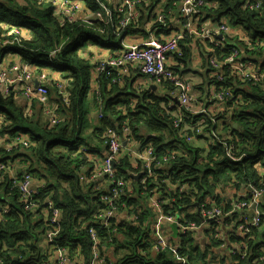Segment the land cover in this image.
I'll return each instance as SVG.
<instances>
[{
  "label": "trees",
  "instance_id": "obj_1",
  "mask_svg": "<svg viewBox=\"0 0 264 264\" xmlns=\"http://www.w3.org/2000/svg\"><path fill=\"white\" fill-rule=\"evenodd\" d=\"M78 1L90 12L99 9L101 2L104 3L112 10L114 21H109L107 25L101 22H92L89 26L81 22L61 25L52 3L0 0V35L4 33V27L12 26L23 27L30 34V37L21 39L20 44L10 42L12 35H9L6 44L0 43V63L8 54H12L28 64L41 68L49 66L51 70L58 71L68 93L66 100L61 101L62 95L53 87H48L47 97L56 107L50 104V100L40 101L36 97L31 102L32 110L25 113L22 106L17 104L13 92L4 97L0 91V135L13 137L22 133L28 134L30 138L28 146H21L23 152L19 154L17 150L8 152L0 148V163L19 155L18 157L21 156L28 162L26 171L42 181L38 185V194L34 197L36 207L26 210L25 200L17 189H10V177L3 174L4 170H0L1 264H50L52 251L46 241V233L54 226L50 224L51 208L47 206V201L52 203L60 215L59 232L55 236L56 245L65 249L70 257L78 258L75 260L77 264H91L92 242L87 229L99 222L98 214L104 204L99 199L102 191L92 189L88 181L90 176L100 177L98 170L102 164L99 163L101 147L105 148L104 133L107 129L130 139L138 150L150 145L155 161L163 155L174 157L158 166L154 164L152 171L156 172V176L148 178L146 182L148 172L139 170L140 168L133 169L135 158L126 148L122 150L115 170L125 176L127 191L120 198L124 206L119 205L116 218L109 220L103 229L96 227L102 246L100 251L107 260L104 264H178L176 256L170 251L151 250V240L155 241L157 237L150 230V225L156 222L154 213L146 206L151 191H154L152 195L162 200L163 211L178 214L182 222L201 224V211L207 207L222 211L221 216L210 219L206 228L198 230L206 237L205 249L195 243L196 231L179 232L176 237L170 232L172 238L166 241L168 246L177 248L179 255L186 258L187 264H209L212 248L222 247L223 244L229 252L234 250V254L229 253L231 264H245L246 261L249 264H263L259 260L264 253L262 223L259 228H253L249 234L239 238L218 239L217 234L229 231L225 225L239 231L241 222L234 218L244 211H232L231 203L222 204L215 197V193L229 184L237 186L242 182H255L252 186L262 190V200L264 199V175L257 173L264 166V83H242L236 78L228 79L229 75L221 71L224 82L218 84L215 83L217 79L212 76L214 69L206 68V92L215 84L217 89L221 86L219 90H228L233 99L221 106L216 100H212V91L208 92L209 103L221 106V110L213 117L214 122L211 120L212 107L209 110L203 109V112L196 115L184 112L185 123L194 124L202 119L206 126L210 145L204 155L203 148L178 138L172 113L166 106L176 104L172 96L157 97L146 92L134 93L130 88L132 81L125 88L117 85L121 83L124 75L116 83L111 81L112 75L107 76L102 72L95 79L97 93L90 101L93 108L100 112V120L97 125H92L93 131L88 135L85 131L91 125L86 121L85 113L90 108L87 96L93 64L82 56L81 51L91 44L112 46L116 49L124 47L122 41L127 33L137 30L140 15L136 23H131L126 28V33L117 34L113 26L117 20L113 3L109 0ZM205 1L210 4L207 9L202 7L207 19L217 22L226 19L232 30L239 28L245 37L251 39V50L240 45L256 60L258 68L264 71V0L262 7L257 10L244 9V0ZM172 2L173 0H168V5ZM141 6L145 8L144 5ZM166 13L170 14L173 29L176 25L173 24L176 13L165 11ZM150 16L151 26L158 33L167 35V18L159 21L153 11ZM103 27L105 30L100 32ZM228 37L231 41L240 40L246 43L239 37ZM190 40L184 37L182 42L192 45ZM180 43L175 53L181 51ZM194 44L202 54L207 53L205 62L214 54L207 52L204 44L198 40ZM52 51L55 54L50 56ZM182 53L183 57L189 54L185 49ZM50 60L52 64H49ZM171 68L177 77L182 78L176 68ZM160 85L170 90L173 86L168 81L161 82ZM129 89L131 93L128 92ZM132 98L137 100L133 107L130 105ZM191 102L190 99V104ZM46 108L58 113L62 122L49 128L48 118L44 114ZM227 114L229 118L225 119ZM123 126L128 127V136L122 133ZM128 171L143 172L135 182L134 191L137 195L132 197ZM103 180L106 183V178ZM180 186H185L184 191H180ZM143 187L146 189L143 190ZM145 195L147 196L144 197ZM205 197L208 201H205ZM7 203L11 204L8 210L5 207ZM190 208H196V211L190 212ZM123 214L133 215L134 220L126 221ZM230 219L233 220L227 224ZM163 227L165 233L168 232L167 228L170 231L166 225ZM242 253L245 254L244 259H240ZM81 259L82 262L78 263Z\"/></svg>",
  "mask_w": 264,
  "mask_h": 264
},
{
  "label": "built area",
  "instance_id": "obj_2",
  "mask_svg": "<svg viewBox=\"0 0 264 264\" xmlns=\"http://www.w3.org/2000/svg\"><path fill=\"white\" fill-rule=\"evenodd\" d=\"M46 1L52 4L55 3V0ZM260 2L261 0H244L243 7L247 9L257 10L260 9ZM141 4H148V7L150 9H153L152 11L157 16L159 21H162L165 17H167V13L165 14L164 8H156L159 5V1L157 2V4H155V2H152V0H122L121 5L117 8V12L123 13L125 16L120 18L119 15L116 13V25L113 24V26H115L116 28L115 32L117 34L122 32L126 33L125 31L128 27V24L131 21H135L137 19L138 13L136 11V8ZM202 7H205L207 9L210 7V4L207 3L205 0H173V2L171 3V9L179 13L183 19V21H181L182 27L180 29H172V21L170 19L166 25V27L170 25L171 29V33L168 39L161 40L150 36L135 44L127 45L119 54L110 56L105 61L99 62L96 70L98 71V73L106 72L107 74H110V72L108 71L109 68L120 67L115 76H112L111 78L112 82L117 83L120 80V77L124 73L128 72L127 66L131 65L135 67L140 73L154 78L155 82L157 83L168 81L173 85L171 87V90L169 91L171 95H169L173 96V94L177 92V99H179L180 101L181 108H185L190 113L196 115L197 113H199V110H190L188 108L190 102V96L188 94L189 84L186 83L185 80H183L182 78H178L175 76V73L168 61L169 56L178 49L179 43L182 42L183 35H186L191 39L190 41L192 43L196 42L197 40L201 44H208L209 41L211 42V44L207 47V52H214L215 54L211 56L208 61H206V64L207 68L209 67L214 69V73L212 74V76H217V71L221 70L225 73V75H229L228 79L236 78L242 83H264V71H261L258 68V63L256 62V60H254L251 55L246 53L244 48L241 47L240 44L245 46L248 50H251L253 48L252 45L248 42L242 43L240 40L231 41L229 37H224L222 40H218L216 38L218 37V35H226L228 33H231V27L227 23L226 19H223L221 21H218V25L216 28L207 29L205 25L206 20H204L203 18L204 14L201 9ZM66 12H62L60 15L58 14V12H55L56 16L58 17V20L62 23L73 20V17L68 12ZM91 13H93V16H95V18L99 20H104L105 14H107L110 16L109 21H114L113 13H111L108 10V7L102 2L101 7ZM86 21H88V19H82L83 23ZM93 21H95V19ZM107 22L108 20H106L105 23ZM104 30L105 28L103 27L100 32H103ZM12 32L20 34L19 27L12 26ZM239 32L240 34L244 33L241 29L236 28L234 34H238ZM243 53H246V55L242 56ZM206 55L207 53H205V56ZM93 70L94 69H91V74ZM217 78L218 80H215V83L221 84L224 82L219 81L221 80V77ZM36 82L40 83L39 81ZM38 83L37 85H35L34 73L27 64L15 63L11 68H0V91L4 97H8L11 92H13L14 96H16V93L18 92L28 99L38 97L40 101H47V90L43 85H40ZM54 84L58 88L59 93L62 94V97L60 98L61 101L64 100L68 96V93L64 87L62 80H56L54 81ZM213 85L214 92L221 88V86H219V89H217V87H215V84ZM218 97H220V95ZM175 111L179 112L178 109H176ZM24 112L27 113V110H24ZM44 114L48 118L47 122L49 123V128L54 127L55 125H58L61 122L58 113L55 114L50 112V110L45 109ZM213 115L214 114H212L211 120L214 122ZM173 118V124L176 128L178 138L182 139L184 142L187 143H192L196 140V138L200 135L201 126L206 127L202 120L199 124L194 125L193 127H181L180 124L184 118L181 112L177 113ZM187 130L190 131L189 134L186 132ZM123 131L125 135L127 132H130L127 126H123ZM27 137L29 138L28 134ZM104 138L106 139L104 156L99 162L102 164H100V170H98V172L106 176L107 189L106 191H102L101 193L103 195L101 196V198L99 197L102 204H104L103 209L98 214L99 222L96 224V226H91L87 229L89 238L92 242L91 264H104L107 262V260H105L106 257L102 256L100 251L102 246L96 227L103 229L109 220L116 218L119 209L113 199L120 200L121 196L126 194L127 191L126 180L124 178L125 176L119 174L115 170L116 165L119 163L122 154L120 153V149L125 150V147L121 145L118 135L112 130L106 131L104 133ZM123 140L125 141V137ZM27 145L28 142L26 140V137L24 136H20L18 134L14 135L13 137L8 136L6 134L0 135V148H7L8 150L2 148L5 151H18L21 149V146ZM154 156L155 155L153 154V148L150 145L144 147L142 150L137 149L135 151V161L132 165V168H140L139 170L143 171L147 169L148 174L145 178L146 182L148 178L156 176V172H153L150 169V167H152L154 163L163 164L173 159L174 157H168L166 155H163L155 161ZM230 156L232 157L233 155L230 154ZM5 168L6 164L4 162H1L0 170H4ZM263 173L264 172L262 170L261 172H258L259 175ZM33 180L34 177L32 176V174L27 173L26 171L24 172L21 178L18 179L13 176L10 179V189H17V192L19 193V195H21V198L24 199L26 202V210L36 207L37 205L34 197H36V195L38 194L39 187L38 185H33ZM254 184L256 183L251 182L249 184H246V186L250 188ZM184 187L185 186H180L179 188L180 190H184ZM145 189L146 187H143V190ZM153 192L154 191H151L148 194L147 206L160 213V216L158 217L159 221L157 223L150 225V230H152L153 234L158 236L159 238V241L151 240V250H153L154 252L170 251L172 255L176 256L178 264H187L186 258L181 257L179 255L177 248L172 245H166V241L171 240L172 238L170 232H173L170 229L169 232L165 233L163 225L160 224L161 220H165L167 223L176 221L178 219V214L175 213L169 216H162V202L160 199L152 195ZM205 201H208V198H205ZM46 203L47 206L51 208L49 219L50 224L54 226L53 228H49L48 232L46 233V241L48 242L50 250L52 251V256H50L49 259L50 264H77L75 260L78 258L70 257L66 253L65 249L60 248L56 245L55 236L59 232L58 224L60 222V215L59 211L55 207H53L49 201H47ZM231 205L240 208L242 206H246L247 204H235L233 202L231 203ZM4 212L6 211L4 210ZM201 212L207 218V225L210 224V219L212 220V218H216L220 215V211L215 209L211 210L208 207L202 209ZM258 220L259 217L258 215H256L252 220L247 222V226L243 227L240 233L242 235H245V233L249 231V228L251 226L257 225ZM121 223L126 224V222ZM201 227V225H195L193 224V222L187 223L185 225L180 223L177 224L178 230L196 231ZM112 230L115 231V228H113ZM217 236L218 239L222 238V233L220 232L219 234H217ZM70 258L72 259V261ZM81 262L82 259L78 261V263ZM1 263L2 260L0 259V264Z\"/></svg>",
  "mask_w": 264,
  "mask_h": 264
},
{
  "label": "crops",
  "instance_id": "obj_3",
  "mask_svg": "<svg viewBox=\"0 0 264 264\" xmlns=\"http://www.w3.org/2000/svg\"><path fill=\"white\" fill-rule=\"evenodd\" d=\"M112 3L114 5L119 4L120 0H111ZM159 1V5L158 7L160 8H164L166 12H169V10L171 9V5H168V0H152V2H155V4H157V2ZM145 8H143L142 6H139V13H140V22L139 25L136 27V31L133 33H127L128 35L123 39V45L124 47L135 43V42H139L143 39H146L150 36H153L155 38L161 39L163 40L165 38V36L162 33H158L156 31L155 28H153L151 26V12L153 9H150L148 7V4L144 5ZM156 7V8H158ZM91 17H93V13L89 12V14H85V15H81L80 18L81 19H90ZM167 22H169V20L171 19L170 15L167 14ZM215 23H217V21L214 20H208L205 22V25L207 27H215ZM166 28V34L170 35L171 33V29H170V25L165 27ZM163 32H165L163 30ZM181 46V51L178 53L173 54L172 56L169 57L168 61L170 66H173L174 68L177 69L176 72H178L180 74V76L183 79H186L188 81L189 84V89H188V94L190 96V99L192 100L191 102V108L192 110H202V109H206L209 110V108L212 107V114L215 112V110H221V106L220 107H215L214 103L212 102V105L209 103V101L207 100V96H208V92L212 91L214 92V85H212V87H207L208 88V92H206V86H207V81L205 80L206 78V73H207V64L205 62V54H202L200 52L199 49H197V47H195V44L192 43V45L190 44H184L183 42L180 43ZM191 46V47H190ZM111 47V48H110ZM121 46V48H114L112 46H99L97 44H91L87 47L86 50L81 51L82 56L86 57V59L88 61L91 62V64H93V72L91 74L92 76V80L90 82V86H89V92H88V96H87V103L89 104L90 108L86 111L85 113V119L88 123H90V127H88L86 129V134L91 135L93 129H92V125H97L99 123L100 117H98V114L100 113L96 108H93V104L90 102L92 101V97L94 94L97 93V88L98 85L96 83V78L98 76V71L96 70V63L104 58H109L110 56H114L119 54L123 48ZM190 47V48H189ZM82 48V47H81ZM86 48V47H85ZM189 48V50H188ZM187 50L189 52L187 57H183V50ZM246 53H243L242 56H245ZM4 60L6 61H13V60H18V56L16 55H10L8 54ZM128 72L126 74H124V76L122 77V81L120 84H117L119 87L125 88L126 84L130 81L131 82V90L134 93H150V94H154L157 97H162L163 95H167L170 96L171 93H169L170 89H166V87H164L163 85H160L156 82H154L149 76H146L142 73H140L135 67L128 65ZM53 70L51 69H47L43 74L46 77V74H49L52 76L51 81L48 82L47 78H45L43 76V78L41 79H36V77L34 78V82L39 81L40 83L42 82H46L48 85L54 84V81L56 80H61L58 71L56 72H51ZM35 75L37 76V74L35 73ZM136 80V81H134ZM155 91H154V90ZM153 91L155 93H153ZM130 92V89L129 91ZM131 93V92H130ZM170 94V95H169ZM198 97H201L200 99H198ZM17 104L21 105L22 108L24 110H27V112L31 111L32 107H31V102L27 99H25L22 96H15L14 97ZM50 98L47 97V101H49ZM137 100L135 98H132V101L130 103V105L133 107L135 102ZM175 101V100H174ZM50 104L54 107L55 104L52 100H50ZM167 104V102L165 103V105ZM177 104V102H176ZM176 104L172 105L174 107V110L178 109ZM163 105V104H161ZM164 105V106H165ZM168 107V105H166ZM201 108V109H200ZM102 114V113H101ZM221 122H223V120H220ZM5 138V137H2ZM199 138V137H197ZM196 138V139H197ZM205 139V138H204ZM203 138H201L200 140V148H203L202 153L204 155H206L207 151H208V147L210 144L206 143L203 144L202 142L204 141ZM196 141V140H195ZM210 142V141H209ZM196 144V143H195ZM3 145V144H2ZM127 149H131L133 154H135V151L138 149V147H136V145L132 142L128 143ZM124 147V146H123ZM4 148V147H2ZM126 148V147H125ZM124 148V149H125ZM6 150H8L7 148H4ZM18 154L20 152H23L22 149L17 151ZM19 156V155H18ZM14 156L13 159H9L4 161V163L6 164V168L4 169V175H8L11 179V177L13 176H17L19 174H21L22 172L26 171V167L28 166V162L26 160H24L21 156ZM101 158L104 156V147H101V154H100ZM12 157V156H10ZM135 158V157H134ZM261 170L264 172V166L263 168H261ZM261 170L257 171L261 172ZM82 174H85V171H82ZM264 175L260 174V176ZM89 181L88 183L91 185L90 187H92V189L97 190V191H106L107 189V183H105V181L103 180L102 177H98V176H90L89 177ZM135 182L136 180L131 178V183H130V195L132 196H136L137 193L134 191V187H135ZM42 184L41 180H37L36 177H34L33 180V185H40ZM235 187V188H234ZM247 189L248 187L246 186L245 183H240L237 186H234L232 184H229V186H225L222 187L221 189H218L215 193V197L219 198L222 202V204H227V203H233L235 199H237L240 196H244L245 194H247ZM146 197V195L144 196ZM206 198V197H205ZM18 199L20 200V197H18ZM9 202V201H8ZM11 205V204H10ZM9 203H7V205H5V207L8 210V207H10ZM147 206V205H146ZM261 211L264 213V199L261 201V206H260ZM194 209H190L189 211L191 212ZM196 211V208L195 210ZM251 214V210H246L244 212H239L237 214V217L234 218L235 220H240V219H244L247 216H249ZM34 216H36V214H34ZM0 220H1V215H0ZM233 219H230L229 222L227 224H229ZM227 230H229L228 232H222V237L224 239L227 238H239L242 236V234L240 233V231L234 230L231 227H228V225L224 226ZM264 227V225H263ZM167 231L169 232L168 228ZM201 231H196L194 238H195V243L201 248V249H205V245H206V237L201 235L200 233ZM232 246V245H230ZM210 264H231V260L229 257V249H227V247L222 246V247H213L211 250V257H210Z\"/></svg>",
  "mask_w": 264,
  "mask_h": 264
},
{
  "label": "bare ground",
  "instance_id": "obj_4",
  "mask_svg": "<svg viewBox=\"0 0 264 264\" xmlns=\"http://www.w3.org/2000/svg\"><path fill=\"white\" fill-rule=\"evenodd\" d=\"M37 1V3H39V4H44V3H50V2H48V1H46V0H44V1H41V0H36ZM110 3H112V1L110 2ZM121 3H122V0H120V2H119V4H116V5H114L113 4V6H114V13L116 14H118L119 15V17L121 18V17H123V16H125L123 13H118L117 12V8L121 5ZM53 5V8H54V12H58V14L60 15L62 12H68L72 17H73V20H71V21H67V22H65V23H62L61 21H59V23L61 24V25H64V24H66V23H69V24H71V23H73V24H75V23H83L82 22V19L80 18V16L81 15H85V14H89V12L90 11H86V9L84 8V5L80 2V1H78V0H63V1H61V0H55V3L54 4H52ZM141 5H144V4H141ZM141 5H139V6H141ZM107 6V5H106ZM139 6L136 8V11H137V13H138V17H139V15H140V13H139ZM108 7V6H107ZM158 7V6H157ZM262 7V0H261V2H260V8ZM159 8V7H158ZM161 8V7H160ZM244 8V7H243ZM202 9V8H201ZM244 9H247V8H244ZM108 10L111 12V13H113L112 12V10L108 7ZM97 11H99V10H97ZM175 11V10H174ZM173 10L171 11V10H169V12L170 13H172V12H174ZM66 12V13H67ZM202 12H203V14H204V16H203V18H204V20H206V21H208V20H210V19H207L206 18V15H205V13H204V11H203V9H202ZM175 13H176V17H174V22L173 23H175L176 25L174 26V29L175 28H178V29H180L181 27H182V22L181 21H183V19H182V16H180V14L179 13H177L176 11H175ZM109 15H107V14H105V19L104 20H99V19H96L95 18V16H93V17H91L90 19H88V21H86V22H84L86 25H90V24H92V22H101V23H103L104 25H107L108 23H109ZM138 17H137V19H138ZM95 19V21H93ZM137 19L135 20V21H131L129 24H128V26L131 24V23H136L137 22ZM106 20H108V22L107 23H105L106 22ZM217 25H218V22L217 23H215V27H207L206 26V28L207 29H214V28H216L217 27ZM197 30H198V28H197ZM19 31H20V34H16V33H14V32H12V27H8V28H6V27H4V33L2 34V35H0V43H2V44H6L7 43V39H8V37H9V35H12L13 37H12V39L10 40V42H16L17 44H20V41H21V39H23V38H25V37H27V36H29L30 37V34H29V31L27 30V29H25V28H23V27H19ZM234 31L235 30H232L231 29V33H228V34H226L227 35V37L228 36H230L231 38H233V37H239L242 41H245V42H248V43H250L251 45L253 44L252 43V41H251V39L250 38H248L247 36L245 37L243 34H240V32L238 33V34H234ZM226 35H221V38H218V37H216L218 40H222L224 37H226ZM242 35H243V37H242ZM5 37V39H3V37ZM165 36V38L163 39V40H166V39H168L169 38V35H164ZM184 37H188V36H186V35H183V38ZM182 38V39H183ZM189 38V37H188ZM135 43H137V42H135ZM135 43H132V44H135ZM211 44V42L209 41L208 42V44H204V46L206 47V49H207V47H208V45H210ZM130 45V44H129ZM178 51V49L176 50V51H174L170 56H172L175 52H177ZM218 51V50H217ZM55 54V51H52L51 52V54H50V56H52V55H54ZM215 54V53H214ZM213 54V55H214ZM10 55H12V54H10ZM213 55H211V56H213ZM169 56V57H170ZM210 56V57H211ZM106 59H108V58H104V59H101V60H99L97 63H96V67L95 68H97L98 67V64H99V62H101V61H105ZM15 63H20V64H27L29 67H30V69L32 70V72L34 73V78L36 77V79H40V78H42L43 77V73L47 70V69H51L49 66H45V67H43V68H41V67H39L38 65H34V64H28L27 62H23V61H21L20 59H19V57H18V60H13V61H6V60H4L3 62H1L0 63V68L1 67H6V68H11ZM49 64H52V60H50V63ZM120 69V67H115V68H109L108 69V71L110 72V74H107L106 72H105V74L108 76H115V74L118 72V70ZM51 72H55V71H51ZM35 73L37 74V76L35 75ZM100 73H102V72H99L98 73V75L100 74ZM127 73V72H126ZM126 73H124V74H126ZM123 74V75H124ZM122 75V76H123ZM219 75V76H218ZM176 76V75H175ZM177 77V76H176ZM217 77H221V80H219V81H222L223 80V76H222V72H221V70H218L217 71V76H215V78L218 80V78ZM154 82H155V79L154 78H152V77H150ZM179 78V77H178ZM183 80H185V82L186 83H188V81L186 80V79H183ZM157 83V82H156ZM38 84H40V85H43L45 88H46V90H47V93H48V87H53L54 89H56L57 90V92H58V94L59 95H62V94H60L59 93V90H58V88L56 87V85L55 84H51V85H48L46 82H42V83H38ZM64 84V83H63ZM158 84H161V82L160 83H158ZM64 87H65V85H64ZM22 96L20 93H16V96ZM220 95V97H218ZM22 97H24V96H22ZM178 97V93L177 92H175L174 94H173V96H172V98L175 100V98H177ZM212 100H216V102L218 103V104H224V103H226V102H229L230 100H232L233 99V97H232V94L228 91V90H226V89H221V90H219V91H216V92H212ZM25 98V97H24ZM34 98H36V97H33V98H25V99H27V100H29L30 102H32L33 101V99ZM64 100H66V99H64ZM176 102V101H175ZM31 104V103H30ZM177 108H178V110H179V112H181L182 113V116H184V112H189L187 109H185V108H181V106H180V101H179V99H178V103H177ZM190 110H192V108H191V104H190V102H189V107H188ZM47 110H50V112H52L51 111V109L50 108H46ZM167 109H169L170 111H171V113H172V117H174L177 113H179V112H176L175 110H174V107L172 106V104H168V107H167ZM204 110L202 109V110H199V112H203ZM30 112V111H29ZM52 113H55V112H52ZM190 113V112H189ZM56 114V113H55ZM60 117V116H59ZM59 119H61V118H59ZM173 120H174V118H173ZM197 124H199V122H196V123H194V124H188V123H185L184 122V118H183V120H182V122H181V124H180V126L181 127H193L194 125H197ZM174 125V124H173ZM236 125V124H235ZM201 126V125H200ZM175 127V126H174ZM108 130H112V129H107L106 131H108ZM201 130H202V127H200V135L198 136V137H200L201 136V134H202V132H201ZM105 131V132H106ZM114 133H116L114 130H112ZM188 134H189V132L190 131H186ZM122 133H124V131L122 130ZM117 134V133H116ZM125 134V133H124ZM18 135H20V136H24V137H26V140H27V142L29 143V141H28V137H27V135L26 134H22V133H18ZM118 135V134H117ZM126 136H128V132L126 133ZM118 137H119V139H120V142H121V145L122 146H124V147H126V150H127V152L134 158L135 157V154H133V152H132V150L131 149H127V147H129L128 146V143L129 142H132L130 139H127L126 137H125V141L123 140L124 139V136H120V135H118ZM129 138V137H128ZM104 141H106V139L104 138ZM193 143H194V141H193ZM28 146V145H27ZM122 150L123 149H120V153L122 152ZM167 156V155H166ZM156 166H158V165H160V164H156V163H154ZM257 168H259V166H257ZM150 169L152 170V167H150ZM143 171V170H142ZM145 171V170H144ZM146 171H147V169H146ZM27 173H29L28 171H26ZM148 172V171H147ZM140 173V172H139ZM138 173V174H139ZM24 174V172H22L21 174H20V176H15L16 178H21L22 177V175ZM137 174V173H136ZM142 174H143V172H142ZM98 175L100 176V177H102V178H106V176L104 175V174H100L99 172H98ZM34 187V186H33ZM126 187H127V185H126ZM181 192L182 191H184V190H180ZM103 195V194H102ZM155 196V195H154ZM156 198H158V199H160L159 197H157V196H155ZM254 199V200H253ZM113 201L116 203V205L118 206V208H120V207H122V206H124V204L122 203V201L121 200H119V199H113ZM261 201H262V190H260V189H258V188H255V187H253V186H251L250 188H248V191H247V194H245L244 196H242V197H240V198H237V199H235L234 200V203L235 204H240V203H246L247 205L246 206H242V207H240V208H237V207H235V206H232L231 205V210L232 211H246V210H251V214H250V216L248 217H246V218H244V219H240L238 222H241V224L238 226V230L239 231H242V229H243V227H245V226H247V222L248 221H250V220H252L256 215H258V217H259V220H258V223H257V225H254V226H251L250 228H249V231L248 232H246L245 233V235L246 234H249L250 232H251V230L253 229V228H259L260 226H261V223H262V227H263V224H264V220L262 221V218L264 217V214L260 211V203H261ZM161 202H162V200H161ZM52 204V203H51ZM119 205H120V207H119ZM195 206H197V204H194ZM151 208V207H150ZM152 209V208H151ZM218 210V211H220V215L219 216H221V214H222V211L219 209V208H213V210ZM212 210V209H211ZM152 211H153V213H154V217H155V219H156V222L155 223H157L158 221H159V219H158V217L160 216V213H158L156 210H154V209H152ZM161 215L162 216H169V215H173V214H171V213H165L163 210L161 211ZM123 216H124V218L126 219V221H132V220H134V219H132V217H133V215H126V214H123ZM218 217V216H217ZM212 219H214V218H212ZM178 223H180V224H183V225H185V224H187L188 222H182L181 221V218L178 216V219L176 220V221H173V222H170V223H167L165 220H161L160 221V224H162V225H166L167 227H169L170 228V225L171 224H176V226H177V224ZM194 224V223H193ZM196 225V224H195ZM199 225H201L202 227L201 228H206V226H207V218L202 214V223L201 224H199ZM201 228H199V229H197L196 231H198V230H201ZM171 229V228H170ZM177 230H178V228H177ZM186 231H189V230H178V233L179 232H181V233H185ZM193 232H195V231H193ZM173 237H176V236H174L173 235ZM155 241H159V238H158V236L156 237V240ZM166 245H168V243L166 242ZM221 246H225V244H223V245H221ZM229 253H231V254H234V250L232 251V252H229ZM243 256V257H242ZM245 258V254L244 253H242V254H240V259H244ZM259 260H261V261H263V264H264V253L262 254V257H260V259ZM246 262H248V261H246ZM246 264V263H245ZM248 264H249V262H248Z\"/></svg>",
  "mask_w": 264,
  "mask_h": 264
},
{
  "label": "rangeland",
  "instance_id": "obj_5",
  "mask_svg": "<svg viewBox=\"0 0 264 264\" xmlns=\"http://www.w3.org/2000/svg\"><path fill=\"white\" fill-rule=\"evenodd\" d=\"M110 2H111V0H109ZM46 78H47V80H48V82H50L51 81V78H52V76L51 75H49V74H46ZM201 97H198V99H200ZM215 107H218V106H216L215 105ZM214 115L215 114H218V110H215V112L213 113ZM214 115H213V117H214ZM229 118V114H227L226 116H225V119H228ZM202 120V119H201ZM201 120H199V121H197V122H201ZM188 124H192L191 122H189ZM202 127V130H201V132H202V134H201V136L199 137V138H197L196 139V141H194V143H196V144H193L194 146H196V147H199V145H200V140H201V138H205L204 139V141L202 142L203 144H206V143H209V141H210V135H209V133L205 130V127H203V126H201ZM190 209H192V208H190ZM193 211V210H192ZM191 211V212H192ZM164 230H165V228H164ZM211 262H209V264H210Z\"/></svg>",
  "mask_w": 264,
  "mask_h": 264
},
{
  "label": "water",
  "instance_id": "obj_6",
  "mask_svg": "<svg viewBox=\"0 0 264 264\" xmlns=\"http://www.w3.org/2000/svg\"><path fill=\"white\" fill-rule=\"evenodd\" d=\"M218 38H221V35H218ZM37 83H38V82H36L35 85H37ZM175 101L178 103V99H177V98H175ZM234 126H236V125L234 124ZM127 175H128L130 178H133V179L137 180V179L142 175V172H140L139 174H138V173L136 174L135 172L128 171ZM170 228H171V230H172V232H173V235H174V236H177V234H178V230H177V226H176V224H171V225H170ZM246 264H248V262H246Z\"/></svg>",
  "mask_w": 264,
  "mask_h": 264
},
{
  "label": "clouds",
  "instance_id": "obj_7",
  "mask_svg": "<svg viewBox=\"0 0 264 264\" xmlns=\"http://www.w3.org/2000/svg\"><path fill=\"white\" fill-rule=\"evenodd\" d=\"M254 59V58H253ZM255 60V59H254ZM36 83V82H35ZM62 122V121H61ZM133 172V171H132Z\"/></svg>",
  "mask_w": 264,
  "mask_h": 264
}]
</instances>
